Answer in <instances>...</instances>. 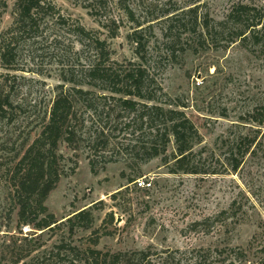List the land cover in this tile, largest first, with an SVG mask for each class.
<instances>
[{
  "label": "trees",
  "instance_id": "1",
  "mask_svg": "<svg viewBox=\"0 0 264 264\" xmlns=\"http://www.w3.org/2000/svg\"><path fill=\"white\" fill-rule=\"evenodd\" d=\"M73 1L99 18L107 31L105 37L99 30L88 29L62 14L52 0H16L12 25L0 32V66L7 70H23L17 67L16 59L21 38L32 46L49 42L59 58L67 55L69 58L71 53L75 56V62L69 64L74 69L67 71L68 77H62L63 83L56 86L50 105L36 114L39 133L31 141L29 137L23 139L22 151L17 153L14 163L0 166V172L10 183L13 204L5 213L7 226L14 210L17 218L16 234L6 230L2 233L0 229V264H264V245L255 248V236L245 247L159 250L149 245L141 249H99L100 235L98 229H93V205L75 210L59 221L45 204L63 174L61 143L72 149L84 148L93 171L98 165L104 167L108 162L123 160L130 169H138L135 171L138 173L142 164L163 156L174 173H221L202 154L203 149L194 150L201 135L179 108L183 105L160 101L164 92L152 69L160 58L183 52L188 43L195 45L197 51L207 44L226 48L237 40L264 41V0L260 5L244 0L233 2L220 19L200 12L201 3L193 0L180 7L176 3L165 15L161 44L153 46L152 23L137 15L145 0ZM6 7L7 0H0V23ZM125 22L131 26L127 37L134 44L139 62L118 61L113 57L114 50L107 38L117 37ZM71 38L80 45L79 49L74 50ZM7 83L8 79L5 87ZM5 87L0 86V122L10 125L18 122L22 114L27 124L30 115L22 105L14 104L10 89ZM244 118L263 127L264 104ZM253 142L240 131L223 139L229 171L238 170ZM171 144L174 151L169 159ZM133 180L128 178V183ZM121 190L111 196L115 198ZM234 205L235 201L230 207ZM26 226L29 229L25 233ZM62 227L68 237L45 247L43 234L54 236ZM88 229H91L88 241L77 243L74 236L79 230Z\"/></svg>",
  "mask_w": 264,
  "mask_h": 264
},
{
  "label": "rangeland",
  "instance_id": "2",
  "mask_svg": "<svg viewBox=\"0 0 264 264\" xmlns=\"http://www.w3.org/2000/svg\"><path fill=\"white\" fill-rule=\"evenodd\" d=\"M52 1L62 14L106 36L107 31L99 18L88 8L73 0ZM187 1L190 0H145L143 7L140 6L137 15L152 23L155 36L151 38V46L161 44L168 11L176 3L179 7L185 6ZM236 1L239 0H193L201 3L200 12H208L216 19L222 18ZM244 1L263 3V0ZM15 2L7 0L0 32L12 25ZM130 27L125 22L117 37L107 39L115 59L139 62L134 44L127 37ZM70 40L74 50L80 48L73 38ZM29 45L24 38L19 39L17 67L23 70H7L0 66V86L5 87L8 79L5 89H10L14 104L22 105L30 115L27 124L22 114L21 122L10 125L0 122L2 168L16 161L23 139L29 137L31 141L39 133L36 114L50 105L56 86L63 83V76L68 77L67 71L74 69L69 66L71 61L75 62L73 53L69 58L68 55L59 58L49 42ZM194 47L188 43L183 52H176V56L160 58L152 71L163 88L162 104L183 105L179 108L190 117L201 135V142L195 144L194 150L203 149L202 154L221 173H174L163 156L142 164L138 173L135 172L138 169H130L123 160L108 162L104 167L98 165L93 171L84 148L72 149L65 143L59 147L63 155V174L45 204L59 221L75 210L93 205V229H98L100 235L99 249H141L149 245L159 250L245 247L253 236L255 248L264 245V126L249 123L250 120L244 118L264 104V41L237 40L226 48L207 44L197 51ZM237 131L249 135L254 142L238 170L231 172L222 141ZM172 151L171 144L169 156ZM128 178L134 180L128 183ZM142 180L151 185L142 188L138 184ZM119 190L122 192L113 198L111 195ZM233 201L235 205L231 208ZM12 208L10 183L0 172L2 233H17L15 210L7 226L5 213ZM224 209L228 213H221ZM28 229L24 227L23 232ZM90 232L91 229L79 230L75 241L87 242ZM56 233L54 236L43 234L41 240L45 247L68 237L65 227Z\"/></svg>",
  "mask_w": 264,
  "mask_h": 264
},
{
  "label": "built area",
  "instance_id": "3",
  "mask_svg": "<svg viewBox=\"0 0 264 264\" xmlns=\"http://www.w3.org/2000/svg\"><path fill=\"white\" fill-rule=\"evenodd\" d=\"M138 184H139V186H141L142 188H146V186H150V185H151L150 182H147V181H144V180L139 181Z\"/></svg>",
  "mask_w": 264,
  "mask_h": 264
}]
</instances>
